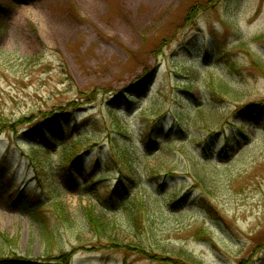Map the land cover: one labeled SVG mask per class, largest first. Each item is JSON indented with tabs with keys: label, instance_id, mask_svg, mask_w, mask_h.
Instances as JSON below:
<instances>
[{
	"label": "rangeland",
	"instance_id": "1",
	"mask_svg": "<svg viewBox=\"0 0 264 264\" xmlns=\"http://www.w3.org/2000/svg\"><path fill=\"white\" fill-rule=\"evenodd\" d=\"M67 113L39 155L37 123ZM78 138L90 150L64 179ZM87 216L113 228L94 237ZM125 260L264 264V0H0V264Z\"/></svg>",
	"mask_w": 264,
	"mask_h": 264
},
{
	"label": "trees",
	"instance_id": "2",
	"mask_svg": "<svg viewBox=\"0 0 264 264\" xmlns=\"http://www.w3.org/2000/svg\"><path fill=\"white\" fill-rule=\"evenodd\" d=\"M218 1V0H217ZM152 77L153 76H149V78L147 77H143L141 81L142 82H145L147 84V87L151 84V81H152ZM148 82V83H147ZM147 87L143 88V90L146 92L147 90ZM72 105L71 106H68V110H72ZM67 110V111H68ZM69 115V113L67 114H61L59 116H47V118H43L42 120H40L37 124L41 125V130L42 133H43V136H45L46 140L45 142H42L43 146H41L38 150V154L39 155H50L49 154V150L50 148H53V143L56 142V141H60V142H63L64 143V139L61 138V135H60V129L58 128V125L56 124V122H58V124H60V121L61 120H64V122L67 121L68 119V116L65 117V116ZM61 119V120H60ZM56 121V122H55ZM26 119H24L23 117L18 121L16 122V126L18 125H21V123H26ZM14 125V126H15ZM14 126H12L11 128H13ZM57 128V129H56ZM60 130V131H59ZM23 136H26V134H24ZM28 138H31V137H28ZM151 138V134L149 133V131L145 134V139H150ZM60 144L61 147H66L65 150L62 151L63 155H62V164H61V167L60 169L63 171L64 173V179H69V178H73L72 177V174H71V168L75 166V168H77V164L80 162V160L82 159L83 156L87 155V153L89 152V148H83V145L84 144H87V142L83 139V138H78V139H75L74 141H70L67 145L66 144ZM152 143V142H151ZM67 145V146H66ZM85 146V145H84ZM61 159V158H60ZM34 161V158L31 159V162ZM156 170H151L152 173H156L155 172ZM85 174V173H83ZM86 175V174H85ZM88 175L85 176V178L87 177ZM154 175H152L151 177H153ZM104 177V173H98L96 177H94L87 186L83 187L84 190H89L90 188H93L96 186V184L102 180ZM41 176H37L36 177V180L38 181L39 183V187L42 189L43 188V183H42V180H41ZM74 179V178H73ZM52 184H55L54 182H51ZM57 188L56 191H53V193H50L48 194V198L50 197H54V198H58L60 199L62 196V194L64 193V188L61 184H57L56 185ZM117 191V195H114L112 194L113 192H116ZM112 193L110 191H108L107 195L110 196L109 198V204L110 206L112 207V209L114 210L115 208L119 207L120 205V202H123L124 200V195L121 193V191L119 190V186L116 187V189L114 191H112ZM104 194V193H103ZM48 199L49 201H51V203L53 202V199ZM32 200L30 201H27L26 203L24 202H20L18 205H19V209L27 214V215H30L32 216L37 222H39V226L41 228V236H42V239L44 241H48V240H51L53 235L51 234V232H49L47 230V227L44 226L45 225V215L42 213V208L44 207L43 204L39 203L38 201H34V198H30ZM125 201V200H124ZM183 199H178V200H173L172 202V206H178L180 205V203H182ZM54 205V206H53ZM52 206H53V216L57 219L58 222H60V224H68L70 222L71 224V220L69 219V216L68 214L65 213V203H62V202H57L56 203H52ZM135 216H132L131 217V222L133 223V226L136 227L138 226V223L136 222V219L134 218ZM86 221H87V226H88V229L90 230V232L92 233V235L94 237H97V238H102L103 233L105 234V232L107 230L113 228L111 224H108V226H103L101 224H99L95 218L93 216H87L86 218ZM115 244V243H113ZM112 247H115L112 245ZM117 249V247H116ZM119 250V248H118ZM123 254L126 256L127 253H126V250L124 248H121L120 249ZM138 255H146L144 253V251H137ZM127 257H124V259H126ZM126 260L124 261V264H125ZM9 263H11L9 261Z\"/></svg>",
	"mask_w": 264,
	"mask_h": 264
}]
</instances>
